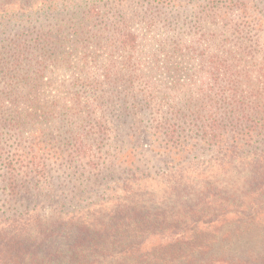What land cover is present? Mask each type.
I'll return each instance as SVG.
<instances>
[{"label":"trees","instance_id":"1","mask_svg":"<svg viewBox=\"0 0 264 264\" xmlns=\"http://www.w3.org/2000/svg\"><path fill=\"white\" fill-rule=\"evenodd\" d=\"M58 88L73 106L41 93ZM107 111L149 116L159 179L47 213L3 204L0 264H264V0H0V139L27 150L22 176L46 178L38 136H72L53 164L85 178L137 170L110 152ZM21 163H4L11 191Z\"/></svg>","mask_w":264,"mask_h":264},{"label":"rangeland","instance_id":"2","mask_svg":"<svg viewBox=\"0 0 264 264\" xmlns=\"http://www.w3.org/2000/svg\"><path fill=\"white\" fill-rule=\"evenodd\" d=\"M135 29L136 32L139 30L137 28ZM158 34L159 33H157V35ZM94 65H96V75H98L101 73V70L97 67L103 68L105 64L104 62H100V64ZM94 65L92 63L90 64V66ZM182 66L186 67L187 71L185 72H188L189 69L199 67L200 64L196 61H192L184 63ZM62 80H65V84L67 85L70 82V78H65V76L60 72V74L57 75V81L61 82ZM67 85L66 90L69 91L70 87H67ZM41 93H44L45 96L52 99L58 97L59 101L66 102L68 107L73 106V101L71 100L72 94L63 91V88ZM83 95L85 94L83 93ZM119 110L120 109L116 107L111 115L116 113L118 114ZM109 112L110 111L106 112L107 116L104 122L108 119V126L112 129V133L108 138L112 141L110 143V152L124 161H130L135 158L137 161H135L136 163L133 166L135 167L134 169L137 168V170L125 171L124 168H131L130 165H128L122 169H115L114 171H103L100 173L94 172V176H87L86 180L84 176L86 173H79L74 167L76 166L75 164L72 165V168L70 169L59 168L53 164V158L56 154L62 153L64 155H68L72 153L74 149V142L69 141L72 136L61 135L55 140H39L40 137L38 136L35 141L36 146L34 148L37 153L33 154L36 158H48L47 166H45L46 178H42L40 176L35 177L33 174L31 177L26 175L22 176V172L26 170L25 165L27 161H30V158H26V155H28L26 153L27 150L17 152L16 149L19 141H15L13 139L8 140L7 137H5L0 139V208L3 204H5L2 209L5 210L6 214H9V207L14 206V204L9 201H16L17 205L29 202L32 205L43 206V211L47 213L50 211L49 205H54L57 202L104 201L109 197L117 198L119 196H121L120 200H122L125 198V195L118 191V188L121 187L119 185L123 180L129 182L132 179H146L148 180V182H146L147 185L151 184V180L161 174V171L160 174L156 173L159 167H163V163L165 161L163 157L157 155V150H155V139H157V136L154 134V130L152 129L153 123L151 122V119L148 115H144L143 112H140L138 116L129 121L128 119L122 118L115 120L112 116L108 118ZM56 127H61L63 131L66 130V126L64 124L57 123L52 125L49 131ZM73 129L74 133L81 131L76 125H73ZM52 134L56 135L59 133ZM89 136L92 137H86L83 141H81V144L86 146L88 150L98 154L100 149L103 150V153L108 149L109 146L102 148L99 144L100 139H98V135ZM25 137L27 139L29 138L26 135ZM129 143L131 145H129ZM100 156L101 155L99 153L98 157ZM18 157L22 158L19 159ZM10 159H17L19 161L22 160L23 162L21 163L23 170H21V172L16 176L19 180L18 187L14 188L12 191L10 188H5V183H1L3 174L5 173V170L3 169L4 163ZM16 168L18 169L19 165H17ZM158 179L159 178H156V180ZM146 190L148 191L149 188H146ZM138 196L139 200H145V195L142 192H140ZM110 201L113 200L110 199Z\"/></svg>","mask_w":264,"mask_h":264}]
</instances>
